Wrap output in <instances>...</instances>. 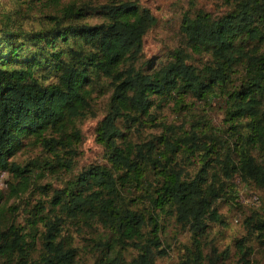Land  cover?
Here are the masks:
<instances>
[{
    "label": "trees",
    "instance_id": "16d2710c",
    "mask_svg": "<svg viewBox=\"0 0 264 264\" xmlns=\"http://www.w3.org/2000/svg\"><path fill=\"white\" fill-rule=\"evenodd\" d=\"M238 7L236 13L216 19L202 14L184 20L181 28L190 50L209 56L201 68L185 63L181 52L175 50L170 62L148 74L135 68L134 63L142 36L154 19L134 2L100 6L105 21L97 25L74 22L71 17L80 13L72 4L63 7L59 15L49 16L48 22L38 28L25 29L15 21L16 7L0 11V168L14 177L27 171L26 167L6 163L7 155L14 153L23 136L32 137L42 153L51 155L45 164H52L53 159L61 161V152L71 154L72 143L79 139L74 120L88 107L92 89L105 82L110 83L112 92L110 111L102 117L98 129L104 142L121 134L114 125L117 115L139 123L142 117L153 119L148 112L152 94L173 97L186 92L208 98L216 92L225 105L224 123L249 115L253 133L249 147L264 152V0H241ZM255 40L260 45L247 48ZM193 138L164 140L160 150L154 140L135 146L126 140L121 147L111 140V166H96L94 172L88 170L77 176L68 191L57 194L56 203L65 204L64 210L72 217L82 215L99 221L110 231V240L138 239L144 217L123 208L119 194L123 186L127 192L129 186L142 184L150 173L155 184L149 196L152 206L162 210L167 204L173 205L176 219L187 223L192 234L198 236L205 229L206 217L220 221L212 202L224 190L216 188L214 175L208 181V163L204 160L193 177L184 178L170 166L179 143L187 146ZM219 141L226 146L225 138ZM249 147L236 150L233 160H223L225 177L236 174L243 184L264 191V166L254 161ZM85 175L99 188L78 191L79 184L82 188V182L86 183ZM245 222L264 244V219L251 220L249 216ZM5 223L0 216V264L73 263L75 250L60 234L59 219L43 223L44 231L37 236L39 249L35 241L26 239V235L32 238L30 231L20 233L19 228ZM151 231L132 264H154L148 248V243L156 239L154 221ZM239 243L244 244L243 240ZM241 246L240 259L232 264H248ZM193 263L201 264L198 260ZM219 264L226 263L221 260Z\"/></svg>",
    "mask_w": 264,
    "mask_h": 264
},
{
    "label": "rangeland",
    "instance_id": "374dc122",
    "mask_svg": "<svg viewBox=\"0 0 264 264\" xmlns=\"http://www.w3.org/2000/svg\"><path fill=\"white\" fill-rule=\"evenodd\" d=\"M122 1L146 8L154 19L142 36L140 54L134 63L135 68L148 74L170 62L175 50L181 52L185 63L201 68L209 61V56L190 50L181 28L184 20L202 14L216 19L236 13L241 0H0V11L16 7L15 21L25 29L38 28L48 22L49 16L59 15L63 7L72 4L80 13L71 17L74 22L97 25L105 21L100 6ZM254 44L260 45L255 40L247 48ZM111 92L108 82L92 89L88 107L74 120L79 139L72 143L71 154L61 152V161L53 159L52 164H45L51 155L42 153L40 145L29 136H23L14 153L7 155V164L26 167L27 171L21 177H14L6 168H0V216L6 221L5 225L19 228L20 233L30 231L32 238L25 237L35 241L39 249L37 236L44 231L43 223L59 219L60 234L67 237L75 250L72 264H132L141 253L139 248L152 235L153 221L156 239L148 243V248L154 264H194V260L201 264H219L221 260L226 264L236 263L241 255L240 240L244 242L241 250L247 253L244 258L248 264H264V244L249 230L251 224L245 222L249 216L251 220L264 219V191L253 184H243L236 174L227 179L222 164L225 158L233 160L240 147H249L253 134L249 130V115L225 124L222 120L225 105L216 92L208 98H197L186 92L173 97L152 94L148 112L153 119L142 117L139 123L126 119L123 114L117 115L114 125L121 134L104 142L99 138L98 129L100 120L110 111ZM192 135L193 142L189 145L179 143L170 166L184 178L193 177L204 160L208 163V181L214 175L216 188L224 190L223 195L212 202L220 221L206 217L205 229L198 236L192 234L187 223L176 219L173 205L167 204L162 210L152 206L149 196L155 184L150 173L142 184L129 186L127 192L123 186L119 194L123 208L144 217L145 224L138 239L110 240V231L99 221L82 215L72 217L64 210L65 204L56 203L57 194L62 196L68 191L77 176L88 170L94 172L96 166H111L108 160L111 140L118 147L126 140L134 146L154 140L158 143L156 149L160 150L164 140L172 142L177 137L188 139ZM221 138L227 140L226 146L220 144ZM249 151L254 161L264 166V152L253 146ZM68 159L70 162L66 163ZM83 177L86 183L80 180L83 186L79 184L78 191L86 193L99 188L87 175Z\"/></svg>",
    "mask_w": 264,
    "mask_h": 264
}]
</instances>
